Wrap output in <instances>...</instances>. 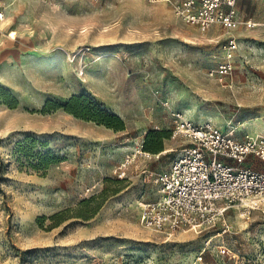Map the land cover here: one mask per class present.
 I'll return each mask as SVG.
<instances>
[{
	"label": "rangeland",
	"instance_id": "1",
	"mask_svg": "<svg viewBox=\"0 0 264 264\" xmlns=\"http://www.w3.org/2000/svg\"><path fill=\"white\" fill-rule=\"evenodd\" d=\"M236 7L253 26L203 34L165 1L0 0V264H264V212L173 235L140 222L190 145L175 114L264 135V0ZM231 39L232 73L211 76ZM73 96L122 122L44 112Z\"/></svg>",
	"mask_w": 264,
	"mask_h": 264
},
{
	"label": "built area",
	"instance_id": "2",
	"mask_svg": "<svg viewBox=\"0 0 264 264\" xmlns=\"http://www.w3.org/2000/svg\"><path fill=\"white\" fill-rule=\"evenodd\" d=\"M149 1L169 3L182 22L203 34L214 26L234 30L254 25L241 20L238 0ZM236 48L231 39L225 62L211 76L232 73ZM174 116V137L190 145L182 148L168 171L154 177L158 198L140 203L142 226L165 235L202 232L224 221L232 209L247 218L254 211L264 212V135L240 139L211 124L196 125L180 113Z\"/></svg>",
	"mask_w": 264,
	"mask_h": 264
},
{
	"label": "trees",
	"instance_id": "3",
	"mask_svg": "<svg viewBox=\"0 0 264 264\" xmlns=\"http://www.w3.org/2000/svg\"><path fill=\"white\" fill-rule=\"evenodd\" d=\"M63 108L68 113L74 115L78 118H86L88 120H92L98 122L99 124L107 125L109 127H114L113 121L122 122L119 117L106 113L101 108H99L92 99L86 96H73L66 104L57 105L53 102H48L45 106L44 112H49L52 110ZM121 130L122 128H117ZM146 150H150L153 152L161 151V145H157L156 147H149L148 142L145 146ZM52 152L49 151L45 154V156L41 157L40 162L41 165L50 166L51 163L57 162L58 157H51ZM46 218H40L39 222H43Z\"/></svg>",
	"mask_w": 264,
	"mask_h": 264
},
{
	"label": "bare ground",
	"instance_id": "4",
	"mask_svg": "<svg viewBox=\"0 0 264 264\" xmlns=\"http://www.w3.org/2000/svg\"><path fill=\"white\" fill-rule=\"evenodd\" d=\"M13 36H14V34H13Z\"/></svg>",
	"mask_w": 264,
	"mask_h": 264
}]
</instances>
